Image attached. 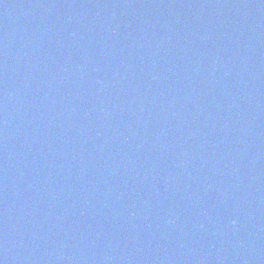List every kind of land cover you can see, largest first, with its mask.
<instances>
[{
  "label": "water",
  "instance_id": "1",
  "mask_svg": "<svg viewBox=\"0 0 264 264\" xmlns=\"http://www.w3.org/2000/svg\"><path fill=\"white\" fill-rule=\"evenodd\" d=\"M0 264H264V0H0Z\"/></svg>",
  "mask_w": 264,
  "mask_h": 264
}]
</instances>
